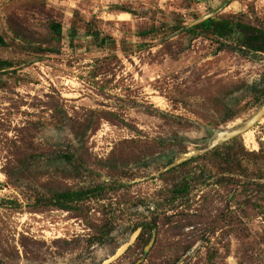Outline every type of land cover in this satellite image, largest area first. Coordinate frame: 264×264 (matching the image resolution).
I'll return each instance as SVG.
<instances>
[{"label":"rangeland","instance_id":"374dc122","mask_svg":"<svg viewBox=\"0 0 264 264\" xmlns=\"http://www.w3.org/2000/svg\"><path fill=\"white\" fill-rule=\"evenodd\" d=\"M224 3L215 17L264 28V0H0V35L26 49L0 47L14 62L0 74V264H101L136 230L150 238L154 219L148 252L135 242L111 264H264V189L214 184L209 158L162 172L264 102L250 94L264 88V54L184 35ZM51 22L59 52L34 60L27 44L46 47ZM225 104L240 116L223 123ZM238 141L260 151L264 118ZM185 179L189 195L172 201ZM96 188L77 211L28 208L39 195Z\"/></svg>","mask_w":264,"mask_h":264},{"label":"trees","instance_id":"16d2710c","mask_svg":"<svg viewBox=\"0 0 264 264\" xmlns=\"http://www.w3.org/2000/svg\"><path fill=\"white\" fill-rule=\"evenodd\" d=\"M182 29H185V27ZM48 31L49 34L47 35L46 47L34 43L27 44L30 54L34 56V60L35 57L38 59L39 57L57 54L59 52L58 45L62 41L63 37L61 25L51 22L49 24ZM90 34L94 35L100 45H105L107 40H111L109 36H104L100 39L99 33L97 32H91ZM156 34L157 31L155 28L140 31V36L143 38ZM184 35L190 36L191 38L205 37L213 40L219 45L217 49L218 51L227 49L241 53L264 54V28L236 19V15L214 17L194 26L193 28L185 30ZM19 36L20 35L18 34L16 35L18 38ZM6 46L12 47V44L6 43L3 36L0 35V47ZM13 47L26 52L24 45H14ZM13 65L14 62L12 61L0 60V74H3L2 72L12 68ZM250 94L251 100L254 102L253 104H258L261 102L262 97H264V88H253L251 89ZM240 101H244V99L239 98L236 103ZM249 102L250 101H247V103ZM224 109L225 116L222 119L223 123L236 119L241 114V110L234 111L226 104ZM208 158L214 161L220 169V173L214 177L216 178V183L214 182V184L232 186L233 189H264V147H262L258 152H249L242 144L239 143L238 137L213 149L212 151L206 152L201 156L193 158L188 162L167 171L166 174L188 165L189 162H195L197 160ZM65 159L69 163L74 161L73 155L66 156ZM27 160L29 159H24L23 161H20V163ZM74 162L77 168H82L84 171L89 172L83 167V163L78 160H75ZM251 163H261V166L257 167L255 171H252L249 168ZM190 189L191 184L189 180L185 179L181 183H178L172 190V201H177L178 199L187 197L190 193ZM103 191L104 190L100 188L54 191L51 195L45 194L35 197L34 203L32 205H28V208L32 212L50 208L66 212L77 211L79 208L78 205L83 204L91 198H99ZM13 205L14 208H21V204L17 201L13 202ZM108 224L109 223L104 224L106 234L110 233L112 230V227H107ZM110 225H112V223H110ZM141 226L145 229L144 225ZM137 227H134V229ZM147 228L149 229L150 238H144V234L141 233L136 241L138 246L140 245L143 247V252H145V248L150 243L154 234L156 237V233L153 230L157 228V220L154 219L150 225H147ZM92 242L93 240L91 243ZM175 262V264H178L181 261L176 260Z\"/></svg>","mask_w":264,"mask_h":264},{"label":"water","instance_id":"95a60500","mask_svg":"<svg viewBox=\"0 0 264 264\" xmlns=\"http://www.w3.org/2000/svg\"><path fill=\"white\" fill-rule=\"evenodd\" d=\"M231 0H227L229 2ZM226 6V3L218 7L217 9L211 11L210 13L192 21L188 25L185 26V29L183 31L193 28L194 26L203 23L209 19L214 18L224 7ZM264 118V102L263 104L256 110V112L251 115L246 121L241 123L240 125L233 127L231 129H225V130H219L214 133V136L209 140L208 146L203 150L193 149L189 150L185 153L178 154L177 157L173 160L172 163H170L168 166H166L162 172H167L185 162H188L189 160L196 158L198 156H201L205 154L206 152L212 151L213 149L219 147L220 145L227 143L234 138H237L239 136H242L243 134L250 131L252 128H254L262 119ZM87 169L86 167H84ZM88 170V169H87ZM140 229L136 230L130 237L129 241L125 244H123L121 247L118 248V250L114 253L112 257L107 259L106 261L102 262L101 264H111L112 262L116 261L119 257H121L128 248L133 245L140 234ZM155 240V234L153 235L150 243L145 248V254L148 252L149 248L152 246L153 242ZM142 259L139 261L141 262ZM178 264H183V262H179Z\"/></svg>","mask_w":264,"mask_h":264}]
</instances>
